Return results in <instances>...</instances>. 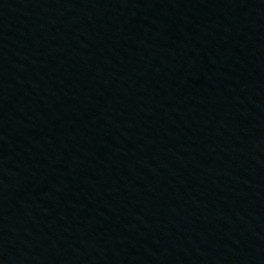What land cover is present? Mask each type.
<instances>
[{"label": "water", "instance_id": "1", "mask_svg": "<svg viewBox=\"0 0 264 264\" xmlns=\"http://www.w3.org/2000/svg\"><path fill=\"white\" fill-rule=\"evenodd\" d=\"M0 264H264V0H0Z\"/></svg>", "mask_w": 264, "mask_h": 264}]
</instances>
